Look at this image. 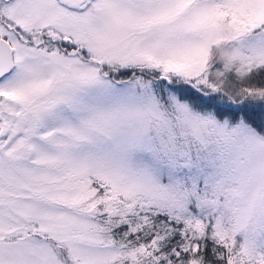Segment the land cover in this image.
Returning <instances> with one entry per match:
<instances>
[{
	"label": "snow or ice",
	"instance_id": "6c2138e0",
	"mask_svg": "<svg viewBox=\"0 0 264 264\" xmlns=\"http://www.w3.org/2000/svg\"><path fill=\"white\" fill-rule=\"evenodd\" d=\"M0 264H264V0H0Z\"/></svg>",
	"mask_w": 264,
	"mask_h": 264
},
{
	"label": "clouds",
	"instance_id": "9594fccd",
	"mask_svg": "<svg viewBox=\"0 0 264 264\" xmlns=\"http://www.w3.org/2000/svg\"><path fill=\"white\" fill-rule=\"evenodd\" d=\"M114 22L117 23V24H122L121 20H115ZM120 32H121V34H123L124 33V29L120 28ZM104 43L106 44V46H108L110 48L118 49V47H119L118 42L114 38H108L106 41H104ZM232 55L233 54L229 53V52H221L219 54V57H220V59L223 62L233 63ZM236 60L239 61L240 62V66H242V64H243V55L242 54H236Z\"/></svg>",
	"mask_w": 264,
	"mask_h": 264
}]
</instances>
